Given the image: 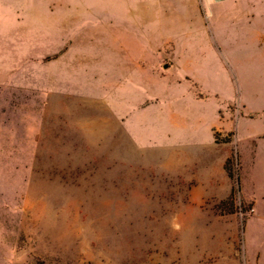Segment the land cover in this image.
<instances>
[{
  "label": "rangeland",
  "instance_id": "rangeland-1",
  "mask_svg": "<svg viewBox=\"0 0 264 264\" xmlns=\"http://www.w3.org/2000/svg\"><path fill=\"white\" fill-rule=\"evenodd\" d=\"M249 3L0 0V264H264Z\"/></svg>",
  "mask_w": 264,
  "mask_h": 264
},
{
  "label": "crops",
  "instance_id": "crops-1",
  "mask_svg": "<svg viewBox=\"0 0 264 264\" xmlns=\"http://www.w3.org/2000/svg\"><path fill=\"white\" fill-rule=\"evenodd\" d=\"M240 1L245 6H248V4L253 3L252 1L249 3V0H240ZM259 4L262 8H264V0H259ZM252 7L254 8V5H252ZM260 35H262L260 37H264V34L261 33ZM214 131L222 132V134H225V132L228 130H223L222 128H217V129L214 128L212 130L213 138L211 140V143L213 144L212 146H213L214 150L216 151L215 155H213V157H211L209 155V153H207V155H205L204 154L205 153V151H204L205 147H201V143H199V148H198V152H197L199 159H195V160L202 168L205 169L207 174H211V172H212L211 165H212L213 161H215V159H222L223 170H224V174H222V178L225 179V182H224L223 186H221V190L223 192H227L229 190V187H231V185H230L231 182H230V175L228 174V172L225 168V163H226V160L228 159V156H229L228 155V151H229L228 149L231 148L232 143L229 141H225V142L223 141V142L219 143L215 139ZM237 135H239L238 132H237ZM256 137H258V138L256 139ZM246 140H249L252 143L251 149L253 151H256L259 149H264V130H261L256 134L248 133V134H246V136L243 139L239 135L237 147L241 149L240 143L241 142L245 143ZM263 198H264V196H263ZM259 203L260 202L257 201V207H258Z\"/></svg>",
  "mask_w": 264,
  "mask_h": 264
},
{
  "label": "trees",
  "instance_id": "trees-1",
  "mask_svg": "<svg viewBox=\"0 0 264 264\" xmlns=\"http://www.w3.org/2000/svg\"><path fill=\"white\" fill-rule=\"evenodd\" d=\"M231 175V173H229Z\"/></svg>",
  "mask_w": 264,
  "mask_h": 264
}]
</instances>
